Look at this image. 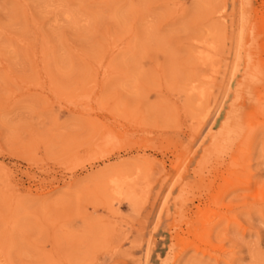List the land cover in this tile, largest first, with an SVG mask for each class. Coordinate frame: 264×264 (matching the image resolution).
I'll use <instances>...</instances> for the list:
<instances>
[{"label": "rangeland", "instance_id": "374dc122", "mask_svg": "<svg viewBox=\"0 0 264 264\" xmlns=\"http://www.w3.org/2000/svg\"><path fill=\"white\" fill-rule=\"evenodd\" d=\"M0 264H264V0H0Z\"/></svg>", "mask_w": 264, "mask_h": 264}]
</instances>
